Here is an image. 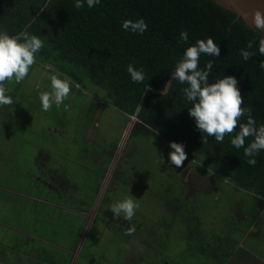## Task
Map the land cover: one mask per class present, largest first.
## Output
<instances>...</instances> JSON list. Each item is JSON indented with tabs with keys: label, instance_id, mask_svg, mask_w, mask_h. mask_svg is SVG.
<instances>
[{
	"label": "rangeland",
	"instance_id": "374dc122",
	"mask_svg": "<svg viewBox=\"0 0 264 264\" xmlns=\"http://www.w3.org/2000/svg\"><path fill=\"white\" fill-rule=\"evenodd\" d=\"M53 73L62 79L68 78L36 58L24 81L4 84L13 104L0 107V185L47 198L60 206H76L81 210L88 205L91 209L88 219L36 199L30 200L37 203L23 198L17 201L5 193H0V218L14 226L38 228L42 233L44 230L48 238L66 247H69L66 243L71 244L78 234L81 239L78 230L87 221L91 222L84 241H79L83 257H77L75 264H125L136 259L140 260L138 264H194L195 259L203 260L197 254L188 253V244L182 238L183 218L186 221L190 210L199 215L201 227L211 244L223 233L245 230L248 223L256 224L251 222L254 209L251 194L234 188L219 175L206 176L200 157L192 159L187 155L180 168L169 165L168 143L159 136H129L134 118H127L109 106L103 89L89 82L80 86L68 78V98L59 107L42 111L37 93L49 89L48 76ZM162 166L165 170H161ZM52 171L58 175L67 174L74 199L49 188L50 185L56 187ZM102 174L107 177L104 183L108 186L103 200L96 191L98 185L102 187ZM129 194L139 205L131 221L102 213L104 210L110 212L115 200ZM177 199L182 205L179 211L174 206ZM234 210L240 211V216L247 215L243 223L235 219ZM175 213L179 219L173 218ZM129 225L135 227L133 235L150 242L149 247L133 239L126 241L120 231L121 227ZM257 228L264 244V224ZM0 234L6 240L11 238L10 230L3 227ZM251 239L248 235L247 241ZM25 248L23 244L14 247L24 251ZM11 253L13 251H9Z\"/></svg>",
	"mask_w": 264,
	"mask_h": 264
},
{
	"label": "trees",
	"instance_id": "16d2710c",
	"mask_svg": "<svg viewBox=\"0 0 264 264\" xmlns=\"http://www.w3.org/2000/svg\"><path fill=\"white\" fill-rule=\"evenodd\" d=\"M137 18L144 19L147 31L137 35L122 30L123 20ZM0 28L6 29L10 35L27 31L40 37L44 46L36 58L80 86L89 82L103 89L109 106L127 118H134L129 136H159L167 143L175 141L183 144L186 155L201 158L203 173L219 175L234 188L251 194L254 198L251 222L262 221L264 151L256 156V164L250 166L245 162L247 158L243 156V150L231 146L228 135L221 143L213 137H208V142L203 143L200 139L203 133L195 128L188 115L190 104L181 91L186 85L170 80L174 63L184 48L196 39L211 37L218 44L219 56L201 55L198 66L203 68L208 60L213 61L209 83L220 76L236 78L243 99L241 106L250 108L258 125L264 124V70L259 67L264 56L257 53L243 61L238 51L252 40L251 51L255 52V41L264 35L260 30L258 32L235 12L214 0H101L96 7L84 6L80 9L74 7L73 0H0ZM182 30L188 33L187 43L179 40ZM130 62L144 70L143 84L130 80L125 70ZM168 82L171 84L163 91ZM239 122H245V118L241 117ZM250 139L246 140V144ZM161 170L165 167L162 166ZM53 172L50 174L56 187L50 186L66 198L74 199L67 174L61 176ZM8 195L17 198V201L23 198ZM23 202L26 203L25 200ZM174 206L176 211L182 208L178 199ZM24 211L28 214L27 207ZM173 218L179 219V215L175 213ZM185 220L183 218L182 226L186 232L183 231L182 238L188 244V253L204 258L200 261L188 259L194 264H210L207 260L214 257L220 261L218 252L224 251L220 246L208 243V240L205 246L206 236L199 215L190 210ZM48 222L51 221L48 219ZM121 229L126 241L133 239L143 246H150L145 238L125 235L127 228ZM219 239L216 237V240ZM158 244L160 246L159 241ZM231 253L228 251L226 258Z\"/></svg>",
	"mask_w": 264,
	"mask_h": 264
},
{
	"label": "clouds",
	"instance_id": "9594fccd",
	"mask_svg": "<svg viewBox=\"0 0 264 264\" xmlns=\"http://www.w3.org/2000/svg\"><path fill=\"white\" fill-rule=\"evenodd\" d=\"M74 7L80 9L84 6L93 8L101 0H73ZM252 26L259 32L264 29V13L256 10L252 17ZM122 30L133 34L142 35L147 31V24L143 18L125 19L121 22ZM179 40L187 43V31L179 32ZM256 51L253 52V41L249 40L244 48L238 49L243 61H247L257 53L264 56V35L255 41ZM44 46L42 39L27 31L10 35L6 29L0 28V107L13 104V98L5 82L19 84L29 75L30 68L36 61V56ZM201 55L219 56L218 44L211 37L196 39L193 44L184 48L179 59L174 63L170 76L173 81L186 85L181 89L183 96L190 107L188 115L192 118L195 128L202 134L203 143L208 142V137H213L217 143L224 141L229 136V143L235 149H242L246 163L250 166L256 164V156L264 151V124H257L251 115L249 107H242L243 99L237 88V79L232 76L214 78L213 83L208 82V77L213 68V61L208 60L200 68ZM259 67L264 70V61ZM126 72L130 80L136 84H143L145 74L142 68L134 63L126 65ZM49 89L37 93L40 108L47 112L53 106L59 107L69 96L70 82L68 78H60L58 74H49ZM171 83H169L170 85ZM145 87V86H144ZM244 117L245 122H239ZM238 128V131L234 130ZM234 133V134H233ZM248 140L246 144V140ZM169 151L167 161L169 165L180 168L187 159L184 145L175 141L168 142ZM163 159L162 157H160ZM139 207L135 198L130 194L115 200L109 210L114 218L122 217L131 221ZM135 231L134 226H129L125 235L131 236ZM126 247V245H122Z\"/></svg>",
	"mask_w": 264,
	"mask_h": 264
},
{
	"label": "crops",
	"instance_id": "0c3cea01",
	"mask_svg": "<svg viewBox=\"0 0 264 264\" xmlns=\"http://www.w3.org/2000/svg\"><path fill=\"white\" fill-rule=\"evenodd\" d=\"M206 176L210 177V175ZM104 177L101 179V181H103L102 187L100 188L99 185L97 188V191L101 193L100 197H105L104 191L106 192V190L104 189H106V187L108 188V186L104 183L106 179ZM45 185L47 184L45 183ZM49 188L54 192H57L56 189H53L51 186H49ZM9 192H11L10 194H13V196L15 194L18 197L36 199L44 204L60 208L65 213L69 212L70 214H80L88 219L89 208L80 210L76 209V207L69 208L67 206H60V204L50 202L47 198H40L26 193H18V191L9 190V188L6 189L4 186L0 185L1 194H8ZM233 213L235 219L237 221H241V223H243L247 218L246 214L240 216V211L238 210H234ZM261 219L262 221L259 223L256 222L255 225L250 224L249 227L246 225L248 228L245 230H230L221 234V240H214V244L220 246L224 251L223 253L218 252V254L221 255L219 258L221 260L218 261V257H214L211 260L208 259L207 262L210 264H264V244L260 240L262 233H259V228H257L258 226L261 227L264 224V210L261 212ZM90 223L87 221L85 226L78 230L81 232L82 238L80 239V234H78V236L73 239L71 244L66 243V245L69 246L66 247L65 245H62V243H57L56 240L48 238V236L40 232L38 228L27 229L26 226H14L9 221H5L0 218V228L3 227L11 232L10 240H6V237L4 236L5 238H3L2 234H0V237L3 238V241L0 243V264H75L77 257L80 255L83 257V254L80 252V249L82 248L79 247V241H84L83 236L88 231ZM204 233L206 238H208L207 233L205 231ZM248 235L253 238V240L251 239V241L248 242ZM16 239H18V241H16ZM252 241L254 242L252 243ZM210 242L211 241H209L208 238V243ZM16 244H23L24 247H26L25 251L15 250L14 247ZM48 248L53 250L50 251ZM222 250L220 249L219 251ZM9 251H13L14 254H9ZM228 251H232V253L228 256V258H226ZM57 254L60 255L57 256ZM13 255L16 257L14 260L9 257ZM246 256H249L250 260ZM61 257L63 260H60ZM256 257L258 260H255Z\"/></svg>",
	"mask_w": 264,
	"mask_h": 264
},
{
	"label": "water",
	"instance_id": "95a60500",
	"mask_svg": "<svg viewBox=\"0 0 264 264\" xmlns=\"http://www.w3.org/2000/svg\"><path fill=\"white\" fill-rule=\"evenodd\" d=\"M222 7L229 9L241 17L247 24L252 26V17L256 10L264 13V0H214ZM264 34V29L260 30ZM172 78H170L171 80ZM169 80V82H170ZM163 91H166L168 84Z\"/></svg>",
	"mask_w": 264,
	"mask_h": 264
},
{
	"label": "flooded vegetation",
	"instance_id": "af4514ba",
	"mask_svg": "<svg viewBox=\"0 0 264 264\" xmlns=\"http://www.w3.org/2000/svg\"><path fill=\"white\" fill-rule=\"evenodd\" d=\"M105 178V177H104ZM107 178V177H106ZM110 180V179H109ZM106 191H108V188L106 189ZM98 192V196H99V199L100 198H102V200H103V198H104V196L103 197H100V192L99 191H97ZM97 203V202H96ZM91 207V206H90ZM90 208H89V210H88V213H90ZM104 210V209H103ZM92 211H93V208H92ZM91 211V212H92ZM102 213H111V211L109 212L108 210H104V211H102ZM98 216V213H97V215H96V217ZM102 223H103V221H102ZM106 223V222H105ZM109 226V225H108ZM130 226V225H129ZM112 228V227H111ZM128 241V240H127ZM120 261H121V259H120ZM138 261H140L139 259H136V260H128V263H131V264H138V263H136V262H138Z\"/></svg>",
	"mask_w": 264,
	"mask_h": 264
}]
</instances>
